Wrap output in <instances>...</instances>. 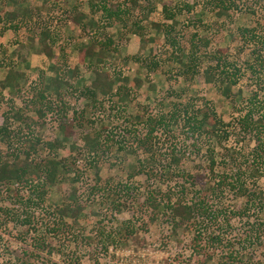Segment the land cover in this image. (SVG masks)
Returning <instances> with one entry per match:
<instances>
[{"label":"rangeland","instance_id":"rangeland-1","mask_svg":"<svg viewBox=\"0 0 264 264\" xmlns=\"http://www.w3.org/2000/svg\"><path fill=\"white\" fill-rule=\"evenodd\" d=\"M4 1L0 0V126L7 123L14 127L22 125L27 131L28 125H36V109L41 108L44 116L37 119V122L43 120L42 131L39 133L41 149L37 150V154H32L29 161L39 162L41 158L48 156L67 158L68 172L61 169L60 181L49 187L46 203L36 208L33 227L19 220L13 224L0 223V264H20V260L28 259L34 252L40 255V259L30 258L34 264H245L221 259L219 253H213L207 246L199 248L192 240L196 232L187 233L182 228L175 231L165 222L164 217H153L151 209L144 204L147 189L151 187L166 190L167 182L149 180L140 172L138 165L146 158L141 151L133 153L119 151L117 148L119 143L131 140L129 128L133 127L130 124L137 121L138 114L175 112L180 122L168 127L159 126L154 133L155 167L157 164V168H167L172 148L183 158L184 169L205 173L206 176L210 174L211 150L217 174L236 172L238 164H233L227 158L234 151L243 156L240 153L243 146H248L247 155L250 159L255 143L249 139L242 141L241 137L236 136V128L239 118L247 109L245 98L253 97L258 92L255 105L259 108L264 106V83L260 82L258 85L248 79L246 74L245 78L239 79L227 98L221 93L217 82L209 84L201 77L192 80L188 75H178L179 68H183L176 57L188 55L193 41L198 44L202 38L203 41L198 45L201 47L199 58L203 60L201 69L206 67L208 61L203 52L213 53L219 48L227 49L228 55L238 65L252 62L257 54L264 58V0H235L237 7L221 15L217 9H213V4L208 3L209 0H140L139 4L156 6V10L148 15L143 25L145 38L155 37L158 41L141 42L130 35L129 41L120 48L119 53L99 52L101 57L117 64L113 67L114 71H122L118 75L120 80L115 83V87L119 84L125 86L122 91L128 93L122 102L115 96L112 98L107 95H98L92 102L83 95L82 92L93 78L87 64L80 65V72L71 80L70 86L59 87L62 93L58 97L66 104L69 117L74 111L78 112L76 117L81 124L78 127L76 122L75 132L69 137H65L60 128L56 111L48 109L37 97L38 92H42L47 86H51L48 90L50 93H47L49 98L54 100L56 94L51 84L52 61L42 53L36 35L38 29L48 26L63 35L55 48V54L58 59L66 57L71 64L78 63V47L87 38H80L79 29L70 25L68 16L65 19L63 17V24L60 23L62 17L57 14L61 13L51 8L52 0H17L16 8L20 15L9 23L4 18L12 7ZM84 1L81 9L88 13L91 2L104 0ZM106 1L111 3L128 0ZM73 2L74 0H59L58 4L63 7ZM163 4H167L169 11L176 14V24L166 19ZM131 13L134 18L139 11L134 8ZM9 24L17 27L10 28ZM156 24L173 26L170 27L169 37L167 36L169 40L163 32L157 30ZM120 27L117 24L110 30L117 33ZM245 30H248L246 34L243 33ZM172 40L176 42L175 45L171 43ZM152 47L165 60L174 52V56L169 59L170 63L163 66L161 73L150 74L136 61L122 63L121 57H152ZM125 77L128 78L127 81L123 79ZM135 78L141 80L140 86L134 82ZM7 80L11 81L3 88L1 83ZM238 90L242 91L241 95L236 94ZM233 98L237 102L235 106L230 101ZM204 106L216 113L219 123L214 133L199 136L189 129L190 123L187 124L185 120ZM118 107L124 111L125 121L121 116L116 117ZM18 109L23 114V122L16 121L14 117ZM81 111L84 112L80 114ZM128 116H131L133 123L127 121ZM137 128L140 135L145 132L142 127ZM94 130L101 134L104 145L94 155L97 157L92 159V155H87L83 150L80 133ZM48 141H52L54 145L49 146ZM112 144L113 148L109 147ZM22 146V141L19 144L15 142L14 145L6 144L0 139V157L4 161L17 158L18 164L23 163L26 156L23 152L25 147ZM105 146L109 147L106 161L101 152L107 150ZM223 159L226 164L222 163ZM75 178L77 179L74 180ZM180 182V177L175 174L169 185L176 190ZM21 185L15 182L10 185L0 184V205L16 208L17 198L13 190L18 191L21 196L27 194ZM250 185L252 189L264 194V175L251 180ZM175 196L173 194L174 199ZM245 202V197H238L234 192L227 191L223 204L231 212L230 225L226 226L220 221L218 225L222 226L219 227L220 231L227 240L244 242L243 247L251 256L252 264H264V238L256 241L252 235L248 240L246 234L254 223L264 220V203L259 201L254 205H246ZM75 204L83 206L77 221L66 218L64 220L68 225L61 224V218L55 214V209ZM245 206L248 207L247 213L241 217L232 214ZM42 208L46 210L45 213ZM125 225L133 232L127 233ZM53 226L57 230L49 229ZM36 233L43 234L51 242V253L34 249L32 238ZM108 234H114L111 237L115 240L113 243H110L109 237L106 239ZM119 238H123L124 242H120ZM107 242L108 248L105 247ZM241 247V244L235 245L236 249Z\"/></svg>","mask_w":264,"mask_h":264},{"label":"trees","instance_id":"trees-1","mask_svg":"<svg viewBox=\"0 0 264 264\" xmlns=\"http://www.w3.org/2000/svg\"><path fill=\"white\" fill-rule=\"evenodd\" d=\"M58 1L59 0H53L51 8L61 13L57 14L62 17L60 23L63 24V22H65V16H68L71 23L80 28V38H87V40H83L81 46L78 47V63L71 64L66 57L58 59L55 54V48L58 47L59 40H62L63 35L54 32L49 26L38 29L36 35L38 44L43 54L52 61L50 68L53 71L51 84H53L55 88L54 93L56 97H54V100L48 97L49 94L47 93H50L48 90L51 86H47L42 92H38L37 97L40 101H43V104H45L48 109L56 111L55 113L57 117H59L60 128L63 129L65 137H69L75 132L76 122L78 123L76 114L78 112L74 111L73 115L69 117L66 104L61 102L59 99L60 97H58L62 93L59 87L70 86L71 80L80 72V65L87 64L91 68L93 78L90 85L82 92L83 95L89 97L92 102L95 101L98 95H107L112 98L115 96L122 102V99L128 96L127 92L122 91L125 86L119 84V86L115 87L116 81L120 80L118 75L122 74V71H114L115 69L113 67L117 66V64L101 57L99 52L108 53L110 51L114 54L119 53L120 48L129 41L128 37L130 35L135 36L141 42L148 40L156 43L158 38H145V27L143 25V21L156 10V6L139 4L140 0H128L127 2L114 1L111 3L104 0L100 2H91L90 12L85 13L81 9L82 1H77L72 6L65 5L63 7L58 4ZM4 2H7V4H10L9 6L13 7L12 10L7 12L8 16L4 18L8 21L7 23H9L12 19L14 20L20 15L19 10L15 6L18 1L5 0ZM208 3L213 4V9H217L219 15L237 7L235 0H209ZM134 8L136 10L138 9L139 13L133 18L131 10ZM24 11H26V8ZM163 11L165 12L167 20H171L172 24L177 23L175 21L176 14L169 11L167 4H163ZM6 21H4V23ZM117 24H120V29L117 33L112 32L110 28H113V26ZM9 27L15 29L17 26L9 24ZM155 27L158 31L163 32V35L169 40L168 37L171 33L170 27L172 28V25L156 24ZM247 32L248 30H245L243 33L246 34ZM202 41V38H200L199 43ZM171 43L173 45L176 44L174 40H172ZM199 43L196 44L193 41L192 50L185 57L177 55L176 59L183 68H179L180 71L178 70V75H188L189 79L192 80L201 77L205 83L209 84L217 82L221 93L227 98L232 94V88L237 85L239 79L245 78L246 74H248V79L255 81L258 85H260V82H262V84L264 83V58L261 55L257 54L252 62L247 61L244 65H238V62L228 55V50L225 48H219L213 53L204 51L203 55L207 57L208 61L206 67L201 69L203 60L199 58L200 54H198L201 48L198 46ZM150 52L153 55L152 57L141 58L132 55L121 57V60L123 64L129 61H136L150 74H156L161 73V71H163V66L166 63H170L169 59L174 56V52H172L168 55L169 58L165 60L166 58L161 59L160 56L156 54L157 51L155 52L153 47ZM175 53L177 52L175 51ZM123 79L126 81L128 80L126 77ZM10 81L11 80L2 82V87L5 88ZM134 82L137 86L141 85V80L137 78L134 79ZM236 94L241 95L242 91L238 90ZM257 95L258 92H255L253 97L251 96L244 99L245 103H247V109L239 118L238 127L236 128V136L241 137V139H243L242 141L245 139L253 141L255 147L250 159L247 155L248 146H243L242 150H240L243 156H240L237 151H234L228 156L227 159L230 162L238 164V169L234 174H227L226 172L217 174L212 150L209 154V176L198 171L189 172L184 169L182 167L184 160L180 157V153L174 148L170 150L171 158L166 169L157 168V164L156 167L154 166V133L159 126L168 127L174 124L177 125L180 120L179 117L175 115V112L138 114L135 123L130 120L131 116L126 117L127 121L133 123L130 124L133 128H129V131H131L129 134L131 140L129 142L124 141L119 143L117 148L119 151L125 150L133 153L141 151L146 158L140 161L138 165L140 172H143L149 180L153 179L158 182L159 180L167 182L168 188H166V190L151 187L147 189L144 204L151 209L150 213L153 214V217L157 218L159 215L164 217L165 222L175 231L182 228L187 233L196 232L197 234H194L192 240L199 248L202 246L201 249H203L204 246H207V248H211L213 253H219L221 259L224 258L226 261L232 263L252 264V258L245 252L247 250L243 247V241H231L222 236V232L219 228L222 226L218 225L219 221L227 226L230 225L231 220V214H229L231 212L229 210L227 211L228 206L223 204L225 194L228 191L234 192L238 197H245L246 205H254L259 201L264 203L263 192L252 189L250 185L251 180H255V178L264 175V106L259 108L255 105ZM235 98L230 100L234 106L237 105ZM29 101L34 102L33 100ZM83 112L84 111H81L80 114ZM123 112L124 111L118 107L116 117L121 116L124 120ZM36 115V125H32L33 127L28 125L27 131H25L22 125L14 127L10 123H7L6 125L0 126V139H3L6 144L14 145L15 142L19 144V142L22 141V147H25L23 152L26 156L25 162L19 164L16 161L17 158L4 161L0 157V184L10 185L13 182L17 184L21 183V186L27 191V194L21 196L18 191L13 190L14 196L17 198L16 208H13V206L3 207L0 205V223L2 224H7L8 222L13 224L15 221L19 220L29 227H33V219L36 217V208L46 203L49 197V187L60 181L61 169L68 172L66 169L68 163L67 158L57 159L48 156L41 158L39 162L29 161V157L32 154H37V150L41 149V137L39 133L42 131L43 126L41 123L43 120L37 122V119L44 116L43 110L37 108ZM199 116H201V118H198ZM14 117L16 121L21 120V122H23V114L19 113V109ZM7 119L8 118H6V120ZM185 122L187 124L190 123L189 129H191L193 133L202 136L214 133L219 119H217L214 111L209 109L208 106H204L199 108L196 112H193ZM78 124V127H81V124ZM137 127H142L145 132L140 135ZM80 134L83 141L84 152L87 155L91 154V158L94 159L97 157L94 155L104 145L101 134L95 130L88 132L81 131ZM47 144L49 146L54 145L52 141H48ZM105 147H107V150H104V152L102 150L101 152L103 153L102 158L106 161L108 160L106 157L108 155V149L109 147L113 148V144L109 147ZM222 163L226 164V160L223 159ZM242 169L244 171H242ZM175 174L181 179L176 190L169 185V181L174 179ZM76 177L78 178V176ZM173 194L176 195L175 199L173 198ZM160 207L162 210H160ZM247 208L248 207L245 206L242 209L240 208L233 211L232 214L241 217L243 214L247 213ZM116 209H118V206H116ZM82 211L83 206L80 204H75L74 206L63 205L55 209V214L61 218V224L68 225L64 219L72 218L77 221L76 218ZM45 212L46 210L44 209L43 213ZM124 224H126V222ZM125 227L127 233L133 232L130 227V229L126 225L124 228ZM49 229L51 231L57 230L54 226ZM114 234L106 235V239L109 237L110 243L115 241L111 239ZM246 234L248 240L252 235H254L256 241L264 238V220L254 223L250 231H246ZM119 241L124 242L123 238ZM203 241H205L204 245H202ZM32 244L36 250L40 249L41 251L51 253V242L44 237L43 234L36 233V236L32 238ZM107 244L109 243H106V248H108ZM240 244L242 245L241 249H236L235 245ZM30 258H33V260L34 258L40 259V255L34 252L29 255L28 259L20 260L19 263L34 264ZM255 263L256 262H253V264Z\"/></svg>","mask_w":264,"mask_h":264},{"label":"crops","instance_id":"crops-1","mask_svg":"<svg viewBox=\"0 0 264 264\" xmlns=\"http://www.w3.org/2000/svg\"><path fill=\"white\" fill-rule=\"evenodd\" d=\"M53 1V0H52ZM77 1H82L83 3H82V5L85 3V1L84 0H74V2L72 3V4H65V5H68V6H72L73 4H75V2H77ZM41 3V2H40ZM49 3V2H48ZM86 3H89V2H86ZM8 5H10V4H8ZM15 6H17V4L15 5ZM13 8V7H12ZM12 8H11V10H12ZM69 23H70V25H72L73 27H76L77 29H79V31H80V28L79 27H77V26H75V25H73L72 23H71V21L69 20ZM43 53V52H42Z\"/></svg>","mask_w":264,"mask_h":264}]
</instances>
